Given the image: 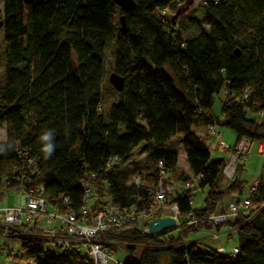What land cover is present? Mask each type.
<instances>
[{
  "label": "trees",
  "instance_id": "trees-1",
  "mask_svg": "<svg viewBox=\"0 0 264 264\" xmlns=\"http://www.w3.org/2000/svg\"><path fill=\"white\" fill-rule=\"evenodd\" d=\"M131 1L133 9L125 12L114 0H1L0 144L6 152L0 153V197L41 186L49 211L77 212L87 204L93 211L135 213L150 208L161 161L169 180H194L165 198V207H176L179 226L149 235L143 231L150 219L127 220L102 235L103 245L122 246V264H264V120H257L264 118V0H201L173 23L170 16L185 0ZM115 33L109 72L123 78V86L104 117L100 91ZM209 125L230 129L233 146L261 144L262 164L247 209L222 225L186 224L188 215L199 219L224 200L239 204L244 197V163L225 186V160L211 158ZM46 131L55 146L48 159L40 139ZM178 149L187 171L177 168ZM203 189L204 205L194 208V193ZM27 227L0 224V235L20 243L19 254L7 251L12 264H90L79 246H55ZM221 228L236 234L234 256L203 251L188 239Z\"/></svg>",
  "mask_w": 264,
  "mask_h": 264
},
{
  "label": "built area",
  "instance_id": "built-area-1",
  "mask_svg": "<svg viewBox=\"0 0 264 264\" xmlns=\"http://www.w3.org/2000/svg\"><path fill=\"white\" fill-rule=\"evenodd\" d=\"M163 14V12L161 13ZM247 93L244 92L242 98L245 99ZM206 132L218 142L216 149L226 151L231 149V154L224 161L222 173L225 186L232 182L237 174L238 164L245 158L250 142L242 140L237 145L230 148L222 141H219L221 134L215 129V126L209 125L206 127ZM263 151V146L260 144V153ZM159 171V179L154 190L151 192L152 204L148 210L139 212L119 211L115 208H105L100 211H93L87 204L82 205L77 212H69L60 214L58 212L49 211L45 200L42 196V187L31 188L27 193H23L24 199L10 206L0 207V224L5 226H17L22 224L28 225V230H37L43 232L50 242L59 247H67L69 245L79 246L85 250L90 258V264H122L114 262L112 259L113 250L105 247L102 243V235L109 232L111 228H120L127 220H138L142 223L151 219L157 214L166 216V210L172 209L177 217L178 212L175 206L165 207V198L169 194L178 193L182 188L188 189L193 179L186 180L182 183H176L167 178L164 172V165L161 161L157 164ZM257 179L252 180L245 185L243 195L239 204L234 201L227 203L225 210H218L207 214L199 219H194L188 215L186 224H197L199 221L206 220L213 226L224 224L229 218L234 216L240 208L247 209L249 207L248 196L255 190ZM22 193V192H20ZM90 191L88 188L84 190V202L88 201ZM66 202V199L63 198ZM39 217L44 218V224L38 220ZM178 224V222H177ZM179 226V224H178ZM143 232H146L144 229ZM218 233L212 232L209 238L212 241L218 240ZM217 251L225 253L222 246L216 248ZM238 253V248L233 246L228 256H234Z\"/></svg>",
  "mask_w": 264,
  "mask_h": 264
},
{
  "label": "rangeland",
  "instance_id": "rangeland-1",
  "mask_svg": "<svg viewBox=\"0 0 264 264\" xmlns=\"http://www.w3.org/2000/svg\"><path fill=\"white\" fill-rule=\"evenodd\" d=\"M200 1L201 0H192V3L189 5L188 9L183 14L178 16L176 21H179L181 18H185L188 12L193 10L200 3ZM1 8H2V3L0 0V11H1ZM205 29H206L205 26L201 25V30H205ZM115 37H116V33L113 36V38L108 41V45H107V49L105 53V56H106L105 71H104V75L102 79V87L100 91L101 104H102L101 108H102L104 117H106V114L108 112L110 105L115 104L118 100L116 90L113 89V87L110 85L108 81V76H109L108 74L110 73L109 72V64H110L109 62L113 55V49H114L113 41ZM2 49H3L2 31L0 30V86H2L4 83V72H3L4 62H3V56H2ZM145 64L149 68H152V66H150L146 61H145ZM219 98H222V93H220L215 99V104H214L215 111H216V107L219 106V102H218ZM257 120L259 122H262L264 118L260 117ZM215 129L218 133L221 134V138L219 141H222L226 146L233 148V145L235 142V134L230 129L224 126H215ZM3 137H4V128L0 126V140H2ZM210 139L207 140V142H208V145H210V151H211L212 157L223 158L226 161L231 154V149L226 150V151H219L215 148L218 140H216L215 142V139H213L211 136H210ZM257 146L258 144L255 142L250 143L248 152L245 158L241 161V163H244V166H245V171L241 174V177L243 179H246V182H247L246 184H248L249 182L257 178L261 164H262V156L257 151ZM140 147L141 145L137 146V148H135V150L133 151V158L136 160H139L142 157ZM182 160L183 158H182L181 150L178 149V165L180 167L183 166ZM205 193H206L205 189L198 190L194 193L193 203H192V206L194 208L199 209L203 207ZM20 197L21 196L18 190L16 189L7 190L3 192L0 197V207L17 204L14 202L19 203ZM38 220L41 224H44L43 217H39ZM212 232H214V230H204L203 229L196 233L190 234L188 239L191 241L192 240L197 241L199 244L204 245V246L199 245V248L203 251H209L211 248H217V247L222 246L224 249V252L227 253V252H230L232 247L237 244L236 234L233 231H230L228 228H221L219 232H217L219 237H218V240L216 241H212L209 238V235ZM228 235H230V237H228ZM0 245H5L4 248H0V264H12L10 259L6 257V254H7V251H10L11 254H15V255L19 254L20 243L18 239H16L15 237H10L7 234L5 235L3 234V235H0ZM49 249L52 250L51 247H49ZM112 250H113L112 259L114 262L118 261L119 263L120 262L123 263L127 260V253L122 246H113ZM138 252H139V249L137 248L135 254H138ZM165 261H166V257L162 256L160 258V263H164ZM112 263L110 262V264ZM19 264H23V263L21 262Z\"/></svg>",
  "mask_w": 264,
  "mask_h": 264
},
{
  "label": "water",
  "instance_id": "water-1",
  "mask_svg": "<svg viewBox=\"0 0 264 264\" xmlns=\"http://www.w3.org/2000/svg\"><path fill=\"white\" fill-rule=\"evenodd\" d=\"M26 2H31L32 0H24ZM115 4L123 11L127 12L133 9V2L131 0H114ZM192 3V0H185L183 5H180L176 11L170 16V20L173 23L174 20L183 14L189 7V5ZM119 22L121 26H124V20L123 16H119ZM2 27V19L0 18V29ZM108 81L110 85L113 87L114 90L120 91L123 86V78L120 76L116 75L115 73H110L108 76ZM178 226L176 217H172L169 215L162 216V217H157L150 219L146 223L145 230L147 234L149 235H155L159 234L164 231L171 230L173 228H176Z\"/></svg>",
  "mask_w": 264,
  "mask_h": 264
},
{
  "label": "clouds",
  "instance_id": "clouds-1",
  "mask_svg": "<svg viewBox=\"0 0 264 264\" xmlns=\"http://www.w3.org/2000/svg\"><path fill=\"white\" fill-rule=\"evenodd\" d=\"M40 139L43 142L41 151L44 154V158L48 159L52 155L55 147L52 143L53 133L51 131H46L41 135ZM4 152H6V148L4 145L0 144V153Z\"/></svg>",
  "mask_w": 264,
  "mask_h": 264
},
{
  "label": "crops",
  "instance_id": "crops-1",
  "mask_svg": "<svg viewBox=\"0 0 264 264\" xmlns=\"http://www.w3.org/2000/svg\"><path fill=\"white\" fill-rule=\"evenodd\" d=\"M219 108H220V105L219 106H217L216 107V111L214 110V113L215 114H218L219 113ZM196 132L199 134V135H203V133H204V130L203 129H198V130H196ZM209 139H210V137H209ZM208 139V140H209ZM211 140V139H210ZM179 146V145H178ZM210 146V145H209ZM257 151L260 153V144H258V146H257ZM261 154V153H260ZM262 156V155H261ZM182 158H183V166L182 167H180L179 165H178V161H177V168H179V169H181L182 171H187L188 170V167H187V164H186V162H185V159H184V155L182 154ZM211 158H214V157H212V155H211ZM262 158H263V156H262ZM216 159V158H215ZM257 179V178H256ZM245 181H246V179H245ZM247 183V182H246ZM19 192V194H20V201L19 202H22L23 201V199H24V195H23V193H20V191H18ZM14 203H18V202H14ZM227 203H228V201L227 200H224V201H222L221 203H220V206H219V208L221 209V210H225V208H226V205H227ZM231 233V232H230Z\"/></svg>",
  "mask_w": 264,
  "mask_h": 264
},
{
  "label": "bare ground",
  "instance_id": "bare-ground-1",
  "mask_svg": "<svg viewBox=\"0 0 264 264\" xmlns=\"http://www.w3.org/2000/svg\"><path fill=\"white\" fill-rule=\"evenodd\" d=\"M166 215L175 217V212L172 209H168V210H166Z\"/></svg>",
  "mask_w": 264,
  "mask_h": 264
}]
</instances>
